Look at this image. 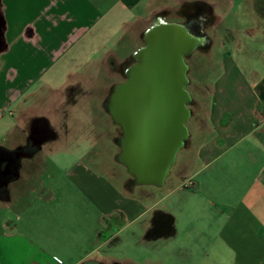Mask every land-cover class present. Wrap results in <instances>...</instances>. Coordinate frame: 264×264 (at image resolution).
<instances>
[{"label": "crops", "instance_id": "0c3cea01", "mask_svg": "<svg viewBox=\"0 0 264 264\" xmlns=\"http://www.w3.org/2000/svg\"><path fill=\"white\" fill-rule=\"evenodd\" d=\"M149 1L0 0V150L17 151L21 143L19 136L9 146H5L2 140L14 130L18 134L21 127L19 100L28 93L33 94L30 87L35 82L40 83L37 92H41L43 98L49 97V105L53 102L52 93L63 91L78 81L86 83L89 78L85 75L84 78L74 79L77 73L72 74L67 70L58 74L57 85L44 82L43 79L52 78L49 74L51 64L47 60L53 61L57 56H62L65 48L77 42L102 14L120 5L124 10H135L143 2L144 7L139 9L143 11L136 19L146 12ZM245 1L242 3L248 6ZM228 16L227 13L224 15V23H227ZM259 20L257 22L261 23ZM230 24L222 47L225 48L224 54L213 60L222 59L223 73L208 85L210 101L204 117L205 129L211 132L212 137L195 153L184 156L178 164V170H187L199 161L202 167L193 173L192 178L212 168L211 173L215 176L211 177L215 180L209 179L210 182L206 184V180L196 178L192 179L191 186L182 187L185 190H182L179 202H176V206L179 205V215L176 216L168 209L157 208L156 204L149 207L144 205L143 201L152 197L148 192H143L147 197H139L126 193L124 187L122 191L116 189L113 183L106 186L100 182L87 184V170L81 163H76L67 174L76 177L77 184L71 189L83 195L82 199L89 204L91 228L87 238H79V243L75 240L77 235L72 239L66 233L57 234V222L51 226L50 232L42 234L36 240V249L50 258L52 264L107 263L108 259L100 252L107 244L118 243L120 232L126 229H133V236L138 234L135 239L138 246L159 244V261H151L146 256L143 257L147 260L146 264H264V62L259 70H247L231 55L232 50H238L239 41L237 22L231 19ZM260 29L263 31L259 30L253 36V28H248L246 33L251 36L248 37L251 41L258 37L264 45V26ZM246 46L241 44L239 52L242 53ZM251 46L249 44L247 48ZM228 50L231 53H227ZM52 75L55 76L53 72ZM75 108L85 112V108ZM37 110L36 114L47 117L51 126L59 127L56 103L51 104L50 108L37 107ZM97 125L96 120H89L84 125L80 123L76 129L79 132L89 130L92 138L97 139ZM67 128L72 130L73 125L69 122ZM59 135L58 140L53 138L49 142L50 153L44 152L36 159L21 158V168L0 185V190H4L3 193L0 191V207L8 209L17 205L26 209L24 195L35 194L40 189L48 194L45 202L55 201L56 194L60 193L59 187L53 190L52 187L43 184L37 187L33 183L40 179L42 172L49 174L44 167L40 170L41 160L46 162L48 155H53L56 150L58 161L65 158L68 151L64 150V144L69 137ZM222 175L227 178L225 184L218 181ZM50 177V174L47 175V178ZM113 177L116 179L118 176ZM30 181L34 182L30 184ZM12 186L15 187V194ZM179 189L177 186L176 190ZM153 210L168 216L169 226L159 237L145 238V232L152 226ZM50 221L49 217L43 221L49 229ZM61 228L58 225L57 229ZM1 254L0 260H3ZM141 259L138 258V262Z\"/></svg>", "mask_w": 264, "mask_h": 264}, {"label": "rangeland", "instance_id": "374dc122", "mask_svg": "<svg viewBox=\"0 0 264 264\" xmlns=\"http://www.w3.org/2000/svg\"><path fill=\"white\" fill-rule=\"evenodd\" d=\"M184 2V0H151L148 2L149 6L146 12H143V14L136 19L135 17L143 11L139 10L144 7L143 2L140 7L135 10L131 8L130 11L124 10L121 5L115 7L109 13L106 12L102 14L103 16L90 25L91 27L88 28L87 32L80 36L78 41L73 43L71 47H66L62 56L60 55L61 57L57 56L53 61L47 60L51 64L49 74L52 78H45L43 80L44 82H50L52 85H57V79H59L58 74L67 70L72 72V74L77 73L74 75V79L78 77L84 78L85 75H88V77L96 75L97 88H94V92H97L96 96H93L91 102H88V95L81 98L79 102L80 106L91 103L90 105L95 108L92 109L91 116L86 111L83 113L77 110L70 119L71 123L74 125L73 131L69 137L68 147L67 145L64 146L65 149L70 151V155L66 152L65 158L58 161L59 154L56 150L53 155H48L46 162H43V160L40 161V170H42L43 167L45 170L48 169L51 176L50 179L47 178V175H49L47 172H42L40 179L36 183L30 181V184L33 183L37 187L41 184L45 187H52L53 190H57L56 188L59 187L58 191H60V193L56 194L55 201L45 202L48 198V194L40 189L35 194L26 193L24 195V202L27 204L26 209L18 208L17 205L8 209L0 207V253H2L1 255L3 256V260H0V264H33V262L52 264L50 258L37 252L36 240L41 238L42 234L50 232L51 226H54V224L56 225V222L57 228L58 225L62 226L61 230L55 227V232L57 234L66 233L68 236L72 237V239L77 235L75 240L78 243L79 238H87L90 232L89 228H91V219L89 217L90 207L89 204H86L82 199L84 198L83 195L80 196L78 192L74 191L75 189H71V186L73 187L77 184L75 181L76 177L68 175L70 173L67 174V171L70 170L72 166L76 165V163H81L85 170H87L85 174L87 184L100 182L106 186L113 183L116 189L123 190V184L130 176L127 174L125 168L115 160L117 149L110 141L111 136H113L115 132V126L111 123L106 114H103V112L98 109L101 97H104L106 94L108 83L118 81L116 77L113 78L109 75V70L106 66H101V60L103 56L108 53H115L118 57L131 53L133 44H140L138 36L147 27L151 11L158 12L159 9L162 10L166 7L176 11ZM204 2L207 5H211L213 8L217 27H212L207 32L209 35L207 38L209 40V46L206 48L207 52L196 51L192 58L188 60L189 72L187 78L190 84L187 90L190 94L191 102L188 105L190 118L186 127L189 134V146L185 150H181L177 155L176 165L170 169L163 188L156 189L150 186L136 188L137 190L152 194L150 199L143 201L144 205L149 207L152 204H156L157 208L168 209V211L176 214V216L179 215V205L176 206V202H179V194L182 190H185L183 188L191 186L192 179L197 180L196 178H202L206 180L207 184L209 179L213 178L211 176H215L214 173H211L212 168H209L199 177L192 178L193 173L202 167V164L196 160H194L196 161L194 165L187 170H178V164L184 156L195 153L200 146L204 145V143L212 137L211 132L205 129L204 117V111L210 101L208 85H210L213 80L218 79L223 73L221 67L222 59L219 58V61H214L217 57H222V54H224L225 48L223 49L222 47L226 40L225 35L227 34V26L231 25V19L238 24V32L236 35L237 41H239L237 45L238 50L235 52L232 50L231 55H233L241 66L247 70H252L254 68L259 70L261 63L264 62L262 58L264 57V45L260 43L262 41H260L258 37H254L252 41L250 40L251 38H248L253 36L255 32L257 34V31L262 30L260 28L264 26V21L262 23L256 15L253 3L247 1V6L240 0H204ZM226 13L229 16L227 18V23H224L223 17ZM176 18V16H172L169 19L174 20ZM132 19L135 20L130 24H126V22L132 21ZM257 20L261 23H258ZM248 28H253L254 30L251 36L246 33ZM226 37H228V34ZM131 41H133V44ZM241 44H244V46L247 45L244 47L245 49L242 50V53L239 52ZM249 44L252 46L247 48ZM229 50L227 53L230 52ZM208 64L212 65L208 66ZM51 71L55 74L54 77ZM56 72H58L57 75ZM39 84L40 83L35 82L30 89H34L35 86ZM23 100L29 101V97L23 98ZM93 118H96L98 123L99 136L97 139L100 142L92 153H88L85 152V145L91 142V140L82 139L92 138V132L89 130H81V132H79L76 128L80 123L84 125L86 121ZM200 131L204 132L200 133ZM17 136V131L14 130L8 138H4L2 141L5 146H9L16 142ZM113 175H117L118 177L115 179ZM213 180L215 179L213 178ZM218 181L225 184L227 178L222 175L219 177ZM14 186H12L13 194H15ZM177 186L180 187L179 190H176ZM171 190H173V192H170ZM166 195L167 197L165 198ZM77 198L81 202L78 201ZM186 200L187 199L182 200V202L184 203ZM183 208L185 207L183 206ZM23 213H25V215H23ZM46 217L51 219L49 223L50 229L43 223ZM38 219L40 221H38ZM132 230L133 229H126L121 231L118 236V243L112 242L107 244L100 253L103 254L109 262L117 261L121 264H130L132 257L143 258L146 256L149 257L151 261L158 262L160 259L159 244L152 243L138 246L135 240L138 234L133 236Z\"/></svg>", "mask_w": 264, "mask_h": 264}, {"label": "water", "instance_id": "95a60500", "mask_svg": "<svg viewBox=\"0 0 264 264\" xmlns=\"http://www.w3.org/2000/svg\"><path fill=\"white\" fill-rule=\"evenodd\" d=\"M199 43L209 46L204 37ZM196 47L174 25L149 32L145 47L136 53L137 64L105 103L121 131L115 160L136 186L163 187L178 152L187 145L191 98L185 90L183 57Z\"/></svg>", "mask_w": 264, "mask_h": 264}, {"label": "flooded vegetation", "instance_id": "af4514ba", "mask_svg": "<svg viewBox=\"0 0 264 264\" xmlns=\"http://www.w3.org/2000/svg\"><path fill=\"white\" fill-rule=\"evenodd\" d=\"M183 1V0H180ZM176 11L168 9V7L159 10L158 12H151L147 27L139 34L140 44H135L131 50V53L118 57L115 53H108L105 55L104 61L101 62V66L109 70L108 73L113 78L116 77L118 82H109L107 85L106 94L100 99V105L98 109L105 113L106 116L110 119L113 124L110 116L105 111V103L108 100L109 96L112 94L114 88L118 85L123 84L128 77L131 69L137 64L136 53L145 47V42L147 34L158 27L174 25L179 27L186 36L192 38L194 42L199 44V47H196L187 56L183 57V60L187 66L186 77L189 72L188 60L192 58L193 54L196 51L207 52L206 48L201 45L200 39L202 37L208 38V30L212 27H217L216 25V16L211 5H207L204 0H184ZM241 2L245 0H240ZM253 3L256 15L259 19H264V0H246ZM175 14V15H174ZM172 16L177 18L170 20ZM214 23V24H213ZM211 43V42H210ZM104 57V56H103ZM103 60V59H102ZM100 66V67H101ZM92 79H91V78ZM86 83L85 81H78L76 84L67 86L63 91H57L52 93L53 102L51 104H57V110L59 115L58 125L59 127H53L49 124L47 117L36 114L37 107L50 108L51 104L48 105L49 97L43 98L38 91V87L35 86L33 94H27V96L22 97L19 100L18 111L19 119L21 122V127L18 129V136L21 139V143L17 148V151H4L0 150V185L5 182L6 179H10L16 172L18 168H21V158L22 157H32L34 159L39 158L44 152L50 153L49 143L53 138L58 140L60 138L59 133L70 137V134L73 130L67 128V124L71 123V118L73 114L78 110L75 107L85 108V111L91 116L92 109L95 108L91 106V103L88 105L80 106L79 102L81 98L88 95V102H91L93 96H96L94 88H97V76H90ZM189 80L187 78V86L185 90L188 92ZM189 93V92H188ZM190 95V94H189ZM29 97L28 100H23V98ZM192 116V115H191ZM96 120V118L91 119L90 121ZM97 122V121H96ZM71 125H73L71 123ZM115 126V132L111 136L110 141L117 149L116 155L119 152V147L117 141L121 136L120 128ZM74 126V125H73ZM70 139V138H68ZM85 140V139H82ZM91 142L85 145V152L92 153L96 146L99 144L98 139L90 138ZM189 141V138H188ZM68 147L69 142L64 144ZM189 142L187 143L186 148H188ZM49 148V149H48ZM70 152L67 149H64ZM184 150V149H182ZM180 152V151H179ZM178 152V154H179ZM47 153V154H48ZM177 154V155H178ZM124 191L128 194L137 195L139 197H147L145 191L137 190V187L132 183L131 177H129L123 185ZM154 188V187H153ZM2 193L4 192L1 189ZM145 194H144V193ZM152 216V226L144 234L145 238L153 237L157 238L165 232L169 226V217L160 212L159 210H153L151 213ZM143 261V262H141ZM141 263L138 262V258H133L130 264H146L144 258L141 259ZM85 264H121L117 261L104 262H86Z\"/></svg>", "mask_w": 264, "mask_h": 264}]
</instances>
